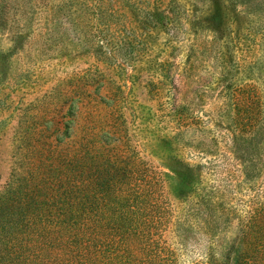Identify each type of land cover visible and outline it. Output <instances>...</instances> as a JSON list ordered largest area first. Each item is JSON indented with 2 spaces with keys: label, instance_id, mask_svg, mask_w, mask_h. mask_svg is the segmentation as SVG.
Masks as SVG:
<instances>
[{
  "label": "rangeland",
  "instance_id": "1",
  "mask_svg": "<svg viewBox=\"0 0 264 264\" xmlns=\"http://www.w3.org/2000/svg\"><path fill=\"white\" fill-rule=\"evenodd\" d=\"M155 8H175L172 24L145 25L141 12ZM87 113L105 130L95 150L124 141L166 174L164 239L178 264L203 261L201 226L225 245L264 209V0H0V191L25 114L79 136ZM181 166L198 171L204 201L186 218L199 204L194 192L186 206L172 193Z\"/></svg>",
  "mask_w": 264,
  "mask_h": 264
},
{
  "label": "trees",
  "instance_id": "2",
  "mask_svg": "<svg viewBox=\"0 0 264 264\" xmlns=\"http://www.w3.org/2000/svg\"><path fill=\"white\" fill-rule=\"evenodd\" d=\"M214 7L208 22L221 13L222 6ZM164 10H143L141 20L172 24L175 8ZM46 115L32 124L25 114L14 132L15 162L0 191V264H178L163 236L171 212L157 192L166 174L145 165L124 141L95 150L94 132L100 137L105 130L95 131L92 113L82 116L87 123L79 136L66 125L49 127ZM179 169L174 197L187 199L186 206L194 192L199 204L183 210L186 218L201 212L204 201L196 190L198 171ZM263 214V207L249 212L240 236L225 245L209 224L201 226L209 243L203 261L194 264H264ZM175 228L180 238L185 224ZM182 238L186 243L188 232Z\"/></svg>",
  "mask_w": 264,
  "mask_h": 264
}]
</instances>
